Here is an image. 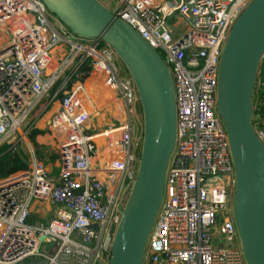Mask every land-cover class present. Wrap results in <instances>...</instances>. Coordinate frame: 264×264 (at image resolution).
Wrapping results in <instances>:
<instances>
[{
	"label": "built area",
	"instance_id": "built-area-1",
	"mask_svg": "<svg viewBox=\"0 0 264 264\" xmlns=\"http://www.w3.org/2000/svg\"><path fill=\"white\" fill-rule=\"evenodd\" d=\"M252 1L118 0L112 12L160 56L174 95L175 146L143 264H246L232 217L234 167L215 106L226 39ZM54 21L41 0H0V147L19 152L23 131L40 121L57 144L51 167L26 161V171L0 180V264H107L136 175L131 79L121 77L109 46ZM91 73L102 74L124 105L125 126L107 133L114 160L101 162L73 102ZM43 210L46 217H36Z\"/></svg>",
	"mask_w": 264,
	"mask_h": 264
},
{
	"label": "water",
	"instance_id": "water-1",
	"mask_svg": "<svg viewBox=\"0 0 264 264\" xmlns=\"http://www.w3.org/2000/svg\"><path fill=\"white\" fill-rule=\"evenodd\" d=\"M41 1L75 36L109 46L135 87L142 117L140 153L107 264H143L175 146V104L168 68L134 30L97 0ZM263 58L264 0H253L226 39L215 106L234 167L232 217L246 264H264V142L251 123L256 75ZM55 248L49 250L50 256Z\"/></svg>",
	"mask_w": 264,
	"mask_h": 264
},
{
	"label": "rangeland",
	"instance_id": "rangeland-1",
	"mask_svg": "<svg viewBox=\"0 0 264 264\" xmlns=\"http://www.w3.org/2000/svg\"><path fill=\"white\" fill-rule=\"evenodd\" d=\"M101 5H103L106 9L109 11H113L115 7L118 5V0H97ZM51 16L55 19L54 24L57 26L58 23L61 24L57 18L51 14ZM62 25V24H61ZM122 65L121 63L118 64L120 67ZM97 77H95V80L93 81H98L101 84H98L96 82V87L98 85H102L106 88L112 89L111 86H109L105 82V78L102 76V74L97 73ZM92 78V73L88 75L87 79L83 81V86L81 88H76L75 90V100L73 101L75 106L77 107L79 112H82L83 115L85 116V119L87 120V123L85 124V132L88 137L94 138L96 136H99L102 143L100 145H97V152H98V157L101 160V162L105 160H114L112 157V154L108 153L109 150H113L112 148L115 145H112V141L109 140L111 143L108 141V134L111 133V131L120 128L121 126H125V122L127 120L124 105L122 101L120 100L119 96L117 93L113 94V98H107L105 99L104 102H101V99L96 96V98L93 97V95L86 90V84L88 80ZM98 78V79H97ZM113 91V90H112ZM256 87L253 93V98H252V105L255 103V96H256ZM114 93V92H113ZM50 96V95H49ZM118 99L120 105H123V111L124 115H122V118L120 119L119 116H113L111 113H108V110L110 106H112V103L114 99ZM254 106V105H253ZM255 109V108H254ZM81 113V114H82ZM136 113V125H138V143L139 146L136 150V155H135V164L138 165V159H139V153H140V141L142 137V117L141 113L139 112L138 108L135 111ZM31 120H33V116L30 117ZM255 121L254 117L251 119L252 127L257 134V136L261 139L262 142H264V130L261 127L256 126L253 124ZM262 124H264V120L262 121ZM28 128L31 129L28 131ZM34 127L28 126L25 131H23V138H20L18 144H19V150L20 152L23 153L24 155V160L27 161L30 165L32 160H35L36 162L42 163L45 166L51 167L52 165V160L55 159L56 157V141L52 136V133L47 130L41 128H37L36 130L43 132V139L40 141H36L35 138L33 140L29 139V134L31 131L35 130L33 129ZM261 128V129H260ZM109 132V133H108ZM108 133V134H107ZM52 137V140H51ZM107 138V141H106ZM92 141H94L92 139ZM39 150L43 153L42 158L39 160L36 154V151ZM107 153V155H105ZM105 155V156H102ZM28 165V166H29ZM103 264H105L103 262Z\"/></svg>",
	"mask_w": 264,
	"mask_h": 264
},
{
	"label": "trees",
	"instance_id": "trees-1",
	"mask_svg": "<svg viewBox=\"0 0 264 264\" xmlns=\"http://www.w3.org/2000/svg\"><path fill=\"white\" fill-rule=\"evenodd\" d=\"M82 71L89 72L90 67L88 65H85L82 68ZM94 76L95 74L92 76V78L88 80L85 87H87L91 83ZM257 78H259V75H256V81H257ZM70 88H71V85H69L67 89H70ZM255 92H256L255 103L253 104L254 105L253 107L255 108L254 113H253V117L255 121L253 122V124H255L258 127H261L264 130V124H262V121L264 120V79L263 78L261 81V86L259 87V89H257L256 87ZM137 107H138L139 112L141 113L139 103L137 104ZM37 113L38 112H36L34 116H36ZM40 122H43V121H40ZM41 127L42 126H39V128ZM42 134L43 132L41 133V131H38L35 129L31 131V133L29 134V139L33 140L35 138V140H37V138L43 137ZM7 149L8 147L6 146L0 147V180L8 178L9 176L15 173L26 171L28 168V164L24 160V155L22 152L19 151V152L11 153L9 150L7 151ZM36 154L39 160L43 156V153L39 150L36 151Z\"/></svg>",
	"mask_w": 264,
	"mask_h": 264
},
{
	"label": "crops",
	"instance_id": "crops-1",
	"mask_svg": "<svg viewBox=\"0 0 264 264\" xmlns=\"http://www.w3.org/2000/svg\"><path fill=\"white\" fill-rule=\"evenodd\" d=\"M116 7H115V9H116ZM113 11H111V12H113ZM118 69H119V74L121 75L122 78L127 77V73H126V71H125V69H124V67L122 65H120V67ZM257 75H259L260 78H263L264 79V58L259 63ZM95 77H97L96 74L93 77L91 83L86 87V90H88V92H90V94L93 95L94 98H96V96H98V97L100 96L99 98L101 99V102H104L105 99H107V98L112 99L113 98V94H115L114 90L113 89L106 88V87H104L102 85H98L96 87V85H97L96 82H98V81H93V80H95ZM98 84H101V83L98 82ZM120 103H119V100L117 98L114 99V101L112 103V106H110V108L108 110V113H111L113 116H115V115L116 116H119L120 119H121L122 118V115L125 116V114H124V111H123V105H120ZM138 103H136V105H135V111L138 108L137 107V104ZM134 119H135L134 121H135V124H136V115H135ZM40 126H42V124ZM141 127H142V124H141ZM138 129H139L138 128V125H136L137 134L139 133L138 132ZM42 139H43V137L42 138H37L36 141H40ZM92 139L94 140L95 143L97 142L96 143L97 145H100L102 143V141H101V139H100L99 136H96V137H94ZM105 155H107V153ZM105 155H102V156H105ZM45 214H46V212L44 210L43 211H38L36 217H40V218L44 219L46 217Z\"/></svg>",
	"mask_w": 264,
	"mask_h": 264
},
{
	"label": "bare ground",
	"instance_id": "bare-ground-1",
	"mask_svg": "<svg viewBox=\"0 0 264 264\" xmlns=\"http://www.w3.org/2000/svg\"><path fill=\"white\" fill-rule=\"evenodd\" d=\"M41 124H43V122H38L37 127H39Z\"/></svg>",
	"mask_w": 264,
	"mask_h": 264
}]
</instances>
